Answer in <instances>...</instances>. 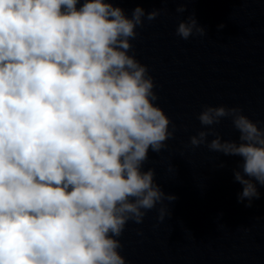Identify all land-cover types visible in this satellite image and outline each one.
<instances>
[{"label": "clouds", "instance_id": "obj_1", "mask_svg": "<svg viewBox=\"0 0 264 264\" xmlns=\"http://www.w3.org/2000/svg\"><path fill=\"white\" fill-rule=\"evenodd\" d=\"M162 11L137 6L128 17L116 0H0V264H126L118 238L128 222L175 199L142 171L175 126L154 103L147 66L129 54L137 27ZM194 33L206 36L194 16L176 29L184 40ZM197 118H231L239 142L209 128L189 143L242 158L238 201L251 207L264 186V129L238 107L205 106ZM158 212V222L170 216Z\"/></svg>", "mask_w": 264, "mask_h": 264}]
</instances>
